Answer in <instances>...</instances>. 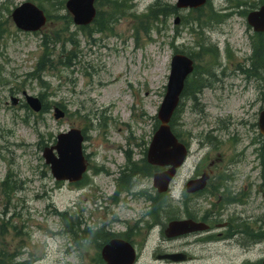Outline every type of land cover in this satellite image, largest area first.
Instances as JSON below:
<instances>
[{
    "label": "rangeland",
    "instance_id": "rangeland-1",
    "mask_svg": "<svg viewBox=\"0 0 264 264\" xmlns=\"http://www.w3.org/2000/svg\"><path fill=\"white\" fill-rule=\"evenodd\" d=\"M28 1L43 2L53 16L42 31L53 36V53H59L65 45L77 54L65 62L71 67L56 65L44 73L45 86L32 76L42 54L43 35L21 32L11 18L13 10ZM58 1L51 2L55 4L52 8L45 0H0V184L10 171L23 184L10 200L0 195V226L9 228L8 241L19 232L17 243L24 247L21 260L30 261L33 256L38 259L34 264H102L98 243L84 239L77 244L71 236L60 234L64 224L55 211H69L81 229L103 225L110 232L125 233L132 228V241L140 248L137 264L261 262L264 238L258 236L252 249L244 253L237 245V235L203 245L195 243V236L167 239L164 221L147 230V223H152L146 215L148 201L138 194L154 191L152 176L135 177L129 191L117 194L122 171L129 161L141 164L146 158L159 126L157 115L167 91L173 56L177 50L199 52L198 43L203 39L205 46L216 48L217 54L196 59L197 70L189 82L191 87L197 83L201 87L195 100L183 99L179 119L173 126L188 143L190 155L173 183L172 202L182 213L186 183L212 165L217 176L224 170L234 175L228 177L231 183L225 188L234 196L248 182L262 185L263 160L257 149L264 144L259 143L258 127L264 110V68L252 78L245 72L252 68L254 35L245 12L253 10L259 0H212L214 10L223 16L221 21L214 19L199 28L189 17L190 10H179L159 17L148 30L141 29L139 16L151 8L150 16L157 2L173 8L177 0H118L114 12L110 4L100 8L112 16L109 26L113 32H100L93 26L91 34L70 23V19L55 18L68 14ZM241 1L246 4L237 7ZM202 14L208 16L209 7ZM65 27L67 30L62 31ZM24 93L44 95L52 106L49 113L40 116L21 107ZM14 99L19 100L17 106L12 104ZM56 104L66 106L70 116L56 120ZM75 127L85 129L84 149L92 167L82 187L56 182L37 144L42 139L48 146L54 145L57 135ZM94 166L104 167L110 175L96 171ZM115 196L119 198L117 203L112 199ZM213 203V197H206L190 206L197 216H202ZM245 203L244 207H225L218 225L233 216L240 220L242 208L256 220L264 219V208H258L264 205L261 198ZM222 231L223 227H219L216 232ZM166 251L187 252L193 259L185 263L159 259Z\"/></svg>",
    "mask_w": 264,
    "mask_h": 264
},
{
    "label": "water",
    "instance_id": "water-1",
    "mask_svg": "<svg viewBox=\"0 0 264 264\" xmlns=\"http://www.w3.org/2000/svg\"><path fill=\"white\" fill-rule=\"evenodd\" d=\"M95 0H70L67 4L69 11L74 15L77 25H87L95 17ZM207 0H179L178 7L197 8L204 5ZM12 18L17 27L24 31H38L46 23L43 11L32 4H24L13 12ZM249 24L256 32H264V7L253 12L248 18ZM193 61L186 56L178 55L173 58L172 71L168 93L160 110L159 119L162 126L156 133L148 153V160L151 164L160 166H172V168L162 174L155 176V185L160 192L168 189L169 183L175 176L176 169L179 168L187 156V149L178 142V139L171 132L169 122L173 112L179 104L180 95L183 92L185 80L193 72ZM30 106L35 111H40L41 106L37 99L27 97ZM16 103V102H15ZM64 114L57 111V118ZM261 133L264 135V111L261 113L259 122ZM58 144L53 148H48L44 152L46 163L51 165V170L57 180H69L77 182L83 178L88 169L87 161L83 155L82 143L84 137L80 130H72L68 134L58 137ZM57 151L58 157L54 154ZM207 177L195 181L188 186L189 192L203 189L206 185ZM205 228L192 221L172 223L168 229L169 235H180L187 232ZM128 246L124 242L114 241L104 250V258L109 264H132V252L129 253L128 261H119L116 258L120 251H128Z\"/></svg>",
    "mask_w": 264,
    "mask_h": 264
},
{
    "label": "trees",
    "instance_id": "trees-1",
    "mask_svg": "<svg viewBox=\"0 0 264 264\" xmlns=\"http://www.w3.org/2000/svg\"><path fill=\"white\" fill-rule=\"evenodd\" d=\"M48 1V4L51 6H54L55 4L51 3L54 0H46ZM58 1V0H56ZM118 0H97V5L99 6V9L103 8L106 6V4H110L113 6V12L117 9V6L119 5ZM264 2V0H262ZM60 5H64L65 2H59ZM107 7V6H106ZM46 8V7H43ZM101 9L98 11V18L96 20V27L99 31H106L110 30L109 21L111 19V15H109L108 12H103ZM152 10V9H151ZM155 11H152L150 16H144L141 17V28H146V24L150 22L153 17L156 19L159 15H169L171 11L167 8H165L163 5L160 3H157L154 6ZM109 15V16H106ZM198 24H201V16L197 18ZM51 39V38H50ZM52 41V39H51ZM44 47V51L42 56L39 59V62L36 67V72L35 76H37L39 79H41V76L44 72H46L50 67H55L56 64H66L65 62L68 60L70 62L71 58L76 54V52H71L69 56H66L67 58H59L58 55L53 53L50 48H49V39L48 37H45L43 39L42 43ZM202 48L204 49V46L202 45ZM253 56H252V70L255 75H257V72L262 70L264 68V34L257 35L253 41ZM206 53L213 52V49L209 48L205 50ZM61 56V54H60ZM64 57V55H62ZM61 56V57H62ZM197 57H200L199 55ZM60 59V60H59ZM200 83H197V85H194L192 87V90L196 92H199L198 90L200 89ZM189 90H185V95H188ZM47 105H44V111L47 110ZM42 146H44V143H41ZM140 171L145 174L149 175L151 174V167H149L147 164H144L143 168L140 169ZM137 172L132 171L130 175L126 176L124 179V183L128 184L130 182V179L133 175H135ZM14 174L12 171L9 172L7 177L3 182L0 184V195L7 200H10L12 196L17 193L19 190L22 189L23 184L14 179ZM157 212H155L156 214ZM61 219L65 223V233L70 234L71 236L73 235L74 238L77 239V225L74 223V219L72 216H69L68 213L60 214ZM2 224H5V222H2ZM9 228L6 227V225L0 226V264H32L31 262H17L18 257L20 254L16 251L12 252L10 250L9 246L6 244V235L9 233Z\"/></svg>",
    "mask_w": 264,
    "mask_h": 264
},
{
    "label": "flooded vegetation",
    "instance_id": "flooded-vegetation-1",
    "mask_svg": "<svg viewBox=\"0 0 264 264\" xmlns=\"http://www.w3.org/2000/svg\"><path fill=\"white\" fill-rule=\"evenodd\" d=\"M252 188V185L250 186L249 185H246L245 187H243V189L241 191L238 192V195H237V199L235 201V205L237 206H241V207H244L247 203L245 202H252L256 199L257 197V194L256 193H252V191H250L249 189ZM207 192L204 191V192H201V193H198L196 194V196L194 198H198V197H201L203 195H205ZM252 193V194H251ZM258 195H261V199L264 200V187H260L258 189ZM252 195V197H251ZM258 208H264V205L263 206H259ZM250 212H248L246 210V208H242L240 209V223H243V227L242 228V231L239 230V232H237V236H239L236 240L237 242V245L239 248H241L244 252H247V250H250L252 249V245H255V240H254V232L256 230H258V228L255 226V223L256 222H251L250 220L251 219H255L256 221V218L254 215H250L249 214ZM260 223L263 224L261 229H264V219L263 218H260ZM216 225H212L211 224V228L209 230V232L207 233H199V234H196V241L195 243L196 244H200V243H213V242H217L219 240H223L224 238H228V237H231L229 236V230H227L228 228H225V232L223 231L222 233H219V234H215L216 233V228H215ZM225 226H228V222L225 224ZM188 256V260H192V257L190 255H187Z\"/></svg>",
    "mask_w": 264,
    "mask_h": 264
},
{
    "label": "bare ground",
    "instance_id": "bare-ground-1",
    "mask_svg": "<svg viewBox=\"0 0 264 264\" xmlns=\"http://www.w3.org/2000/svg\"><path fill=\"white\" fill-rule=\"evenodd\" d=\"M191 98H196L197 96L195 95V91L192 89H189V95ZM207 140L210 139V137L206 138Z\"/></svg>",
    "mask_w": 264,
    "mask_h": 264
}]
</instances>
